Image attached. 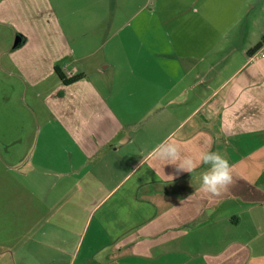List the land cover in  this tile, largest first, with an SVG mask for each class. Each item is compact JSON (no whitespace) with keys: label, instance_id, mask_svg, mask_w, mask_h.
<instances>
[{"label":"crops","instance_id":"obj_1","mask_svg":"<svg viewBox=\"0 0 264 264\" xmlns=\"http://www.w3.org/2000/svg\"><path fill=\"white\" fill-rule=\"evenodd\" d=\"M24 2L7 0L4 10L18 54ZM184 5L182 18L144 19L131 34L125 22L112 32L113 21H100L105 43L131 36L100 61L83 44L41 54L54 73L60 65L67 78L82 74L70 85L56 73L31 78L20 60L16 91L42 109L26 107L36 135L16 167L27 233L11 249L29 237L31 251L13 250V260L23 256L15 264H264V44L253 50L264 36V0ZM70 24L56 36L88 44L94 31ZM41 51L32 47L34 59ZM169 137L194 157L224 155L228 189L198 191L205 165L180 173L149 158Z\"/></svg>","mask_w":264,"mask_h":264},{"label":"rangeland","instance_id":"obj_2","mask_svg":"<svg viewBox=\"0 0 264 264\" xmlns=\"http://www.w3.org/2000/svg\"><path fill=\"white\" fill-rule=\"evenodd\" d=\"M6 2L7 0H0V243L4 244V247L0 248V264H15L20 262L23 256L19 255L13 260L11 253L13 250L22 253L24 244L27 251H31L29 237H25L24 242L23 239L15 249H11L16 244V239L23 238L27 233V227L19 214L27 198H22L25 190L21 193L22 185L18 181L20 169L16 167L25 155L30 154L33 140L35 141L34 119L26 107L36 106L42 109L41 104L32 105L33 100L30 96L21 97L16 91L19 83L21 84L16 77H22L17 69L20 60L22 59L26 72L30 75L36 72V76L31 78L59 79L41 56L46 54L47 50L55 47L67 49L83 44L82 47L85 49L87 47L97 50V55L100 56L92 61H100L103 53L108 52L114 44L129 46L128 40L131 39L130 36L129 39L120 42L122 35L118 40L117 36L105 43V40L98 36L102 30L100 21L107 19L109 22L113 21L110 24L112 32L118 31L125 22L126 29L123 34H131L130 31L144 19L152 18L158 22L167 18H182L184 4L188 3V0H42L43 11L35 7L33 0H28L27 4L26 2L23 4L22 17L18 18L26 32L22 54H18L13 48L16 41L14 28L4 23ZM36 12L39 14V20L35 19ZM117 18L123 22L118 23ZM35 22L38 24L35 25ZM65 22L68 27L70 22L72 28L83 32L94 31L93 36L88 39L89 43L87 44V39L83 38L61 40L56 36L53 30L65 26ZM34 45L41 46L42 50L36 54L38 56L35 59L31 53ZM70 61L71 58H68L63 61V65L67 67ZM7 64L12 67L11 73L7 71L10 70ZM24 214L25 211L23 217ZM33 232L34 230L32 234Z\"/></svg>","mask_w":264,"mask_h":264},{"label":"clouds","instance_id":"obj_3","mask_svg":"<svg viewBox=\"0 0 264 264\" xmlns=\"http://www.w3.org/2000/svg\"><path fill=\"white\" fill-rule=\"evenodd\" d=\"M149 158L163 162L165 166L172 165L180 173H191L200 165L207 166L201 173L198 191L212 196H219L233 182L232 165L224 155L211 150L201 151L195 157L185 154L171 137L157 144L150 152Z\"/></svg>","mask_w":264,"mask_h":264},{"label":"trees","instance_id":"obj_4","mask_svg":"<svg viewBox=\"0 0 264 264\" xmlns=\"http://www.w3.org/2000/svg\"><path fill=\"white\" fill-rule=\"evenodd\" d=\"M262 44H264V36L253 50L255 51L259 50ZM54 71L59 76V78L64 82L65 85H70L76 82L77 80H79L81 77H83L82 74H78L72 78H67L65 73L63 72V68L60 65H57Z\"/></svg>","mask_w":264,"mask_h":264},{"label":"built area","instance_id":"obj_5","mask_svg":"<svg viewBox=\"0 0 264 264\" xmlns=\"http://www.w3.org/2000/svg\"><path fill=\"white\" fill-rule=\"evenodd\" d=\"M263 56H264V54H263Z\"/></svg>","mask_w":264,"mask_h":264},{"label":"water","instance_id":"obj_6","mask_svg":"<svg viewBox=\"0 0 264 264\" xmlns=\"http://www.w3.org/2000/svg\"><path fill=\"white\" fill-rule=\"evenodd\" d=\"M17 45V44H16Z\"/></svg>","mask_w":264,"mask_h":264}]
</instances>
